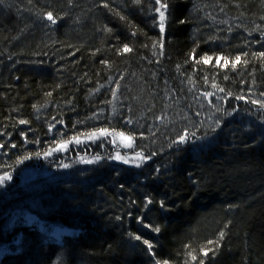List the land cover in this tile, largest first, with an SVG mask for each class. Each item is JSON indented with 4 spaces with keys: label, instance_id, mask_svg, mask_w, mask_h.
Segmentation results:
<instances>
[{
    "label": "trees",
    "instance_id": "trees-1",
    "mask_svg": "<svg viewBox=\"0 0 264 264\" xmlns=\"http://www.w3.org/2000/svg\"><path fill=\"white\" fill-rule=\"evenodd\" d=\"M261 53L264 0H0V264H264Z\"/></svg>",
    "mask_w": 264,
    "mask_h": 264
},
{
    "label": "snow or ice",
    "instance_id": "snow-or-ice-1",
    "mask_svg": "<svg viewBox=\"0 0 264 264\" xmlns=\"http://www.w3.org/2000/svg\"><path fill=\"white\" fill-rule=\"evenodd\" d=\"M161 7H165V5L162 4ZM48 19H49V20H52V19H53L51 13L48 14ZM160 19H161V21L164 20V12H163V11L160 12ZM53 22H54V21H53ZM161 31H163V24H162V23H161ZM124 51H130V49L125 48ZM261 55L264 56V53H261ZM205 62H207V61H205ZM225 63L227 64L228 61H225ZM22 123H23V122H22ZM106 131H107V130H102V134L105 133ZM93 135H95V134H93ZM119 135L123 136V133H120ZM127 139L130 140L131 138L128 137ZM182 139H183V138H182ZM156 231H159V229H156ZM136 239H140V237H136ZM144 243H145V244H148V241H144ZM148 246H149V248H151V244H148ZM205 255H207V253H205Z\"/></svg>",
    "mask_w": 264,
    "mask_h": 264
},
{
    "label": "rangeland",
    "instance_id": "rangeland-1",
    "mask_svg": "<svg viewBox=\"0 0 264 264\" xmlns=\"http://www.w3.org/2000/svg\"><path fill=\"white\" fill-rule=\"evenodd\" d=\"M112 109V113L116 114L119 110H118V103H116V101L114 102V104L111 106ZM118 110V111H117ZM59 231V230H58ZM59 233V232H58Z\"/></svg>",
    "mask_w": 264,
    "mask_h": 264
}]
</instances>
